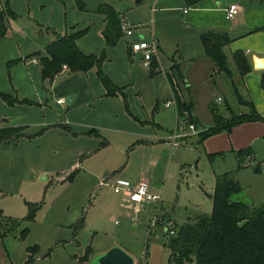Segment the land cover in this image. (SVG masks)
I'll use <instances>...</instances> for the list:
<instances>
[{
    "label": "rangeland",
    "instance_id": "374dc122",
    "mask_svg": "<svg viewBox=\"0 0 264 264\" xmlns=\"http://www.w3.org/2000/svg\"><path fill=\"white\" fill-rule=\"evenodd\" d=\"M78 1L83 9L78 7ZM71 3L80 14L86 12L88 19L99 14L96 11L99 5L109 4L137 35L153 36L158 44L155 68H167L174 57L182 77L183 95L193 103L191 112L199 120V129L211 125L208 104L218 94L230 98L231 117L249 110L242 99L228 90L230 79L225 73L213 80L208 76L200 57L203 54L200 40L189 36L188 28L178 21L182 10L188 7L186 2L172 0L164 6L180 8L168 13L162 11V0H142L140 4L134 0ZM63 9L66 19L72 20L69 7L65 4ZM95 23L96 20L90 21L92 29ZM162 35L166 37L163 50ZM175 37L181 44L171 52L168 47ZM74 73L63 69L53 80L38 77L46 90L51 86L75 90L76 99L66 101L62 111L49 103L55 117L51 115L43 125L35 122L40 118L38 115H26L15 106L16 102L8 104L0 96V100L16 110L7 120L24 126L23 132L27 134L6 142L24 161V170L21 167L24 178L19 192L0 194V209L10 218H22L27 213L25 201L39 204L24 237L20 236L22 223L0 240L1 264H24L28 254L33 255L30 264H98L97 257L113 246L127 252L133 264H168L169 250L165 244L169 233L163 223L172 221L176 229L196 214H210L214 172H234L241 190L232 199L251 206L264 201V140L253 145L255 156H245L239 168V160L232 155L225 154L224 160L209 159L205 148L196 144L197 133L189 141L172 147L161 140L167 130L153 127L152 121L146 122L150 128L141 130L133 126L125 109L116 108L103 98L95 100ZM221 102L216 104L219 111L224 109ZM160 107L159 104V111ZM228 115L222 119L227 120ZM88 122L93 123L97 135L83 134ZM173 122L172 130L175 118ZM183 124L186 125L180 118V130ZM189 125L182 136L192 131ZM106 139L111 144H103ZM149 178H152L148 181L149 192L160 200L146 201L141 211L126 207L122 203L123 194L114 192L110 185L116 179L134 184ZM29 246L35 248L33 252L27 251ZM86 248L90 250L87 254Z\"/></svg>",
    "mask_w": 264,
    "mask_h": 264
},
{
    "label": "crops",
    "instance_id": "0c3cea01",
    "mask_svg": "<svg viewBox=\"0 0 264 264\" xmlns=\"http://www.w3.org/2000/svg\"><path fill=\"white\" fill-rule=\"evenodd\" d=\"M73 1L0 0V11L8 8L15 14L6 19L5 34L0 37L1 93L8 94L11 97L16 94L17 104L15 106L25 111L26 115L31 113L38 115L40 118L35 122L41 123V125L48 122V118L54 114L48 108V106H51L49 103H53L57 109L61 110L66 101L75 102V90L70 88L58 90L53 86L46 90L42 86L39 79L42 78L39 58L45 55L46 44L54 40L56 34L85 30V33L76 40L77 46L84 53H93L97 56L104 54L101 70L113 84L121 88V93L106 96V90L98 79L95 67L86 72H73L74 77L81 81L82 88L84 86L87 92L93 94L95 100L103 98L109 100L110 103H114L116 108L125 109V112L129 114L131 124L138 129L150 128V124L147 123L152 121L153 127L167 130L166 134L161 135L163 136L161 140L166 141L165 144L172 147H178L181 142L189 141L192 135L197 133L198 136V131L207 128L199 129V120L192 114L195 120V123H193L194 130L188 131L187 135L177 138L178 144H174L172 135L182 132L190 123L188 113L183 107V102L186 99L181 89L182 79L177 78L174 68H172V65L175 64L174 61H176L174 57L170 58L172 61L169 60V65L165 69L144 67L140 53L133 52L130 44L140 38H152L154 41L155 38L153 36L145 38L141 33L139 36L134 32V29L132 35H122L115 45L106 46L102 35L105 26L104 16L95 14L88 19L86 12L80 14L77 6L72 5L71 2ZM180 1L186 2V0ZM171 2L172 0H162V11L164 13L180 8V6H164ZM64 3L71 10L72 20L66 19L63 9ZM230 3H237L241 8L239 14L231 20L225 16V9ZM187 6V9L182 10L178 21H181L188 28L189 36L200 40V34L204 31L227 32L230 42L223 47V51L226 54L232 79L236 83L243 100L242 104H248L249 107L251 102L253 108L264 118V30L260 29L264 26V0H198L193 4H187ZM91 20H96L93 29L90 25ZM163 38H166L165 35H162V50L165 48ZM176 40H178L177 37L172 39L173 45L170 44L168 47L171 52L176 51L177 45L181 44L180 40ZM167 43L165 41L166 45ZM156 45L158 44L156 43ZM236 51L242 52L248 62L249 69L243 74H240L233 62L232 54ZM35 52H40V55L32 56ZM200 57L205 62L204 67L209 72L208 76L211 80L222 75V72L220 73L217 70L214 63L206 58L204 51ZM156 60L157 57L153 60L157 66ZM257 63H260L261 66H257ZM176 64L178 63L176 62ZM8 68H10L9 71ZM63 69L68 71L67 67L62 66L61 71ZM19 71H22V75H18ZM218 96L220 94L216 98ZM226 98L228 97L222 96L223 111L217 109L221 118H225L228 114L226 118L231 117V113L228 111L229 105L225 103ZM44 101H47L45 106L42 105ZM159 104L161 106L160 111L158 110ZM212 104L216 108V99L210 100L208 104L211 117L210 126L215 122L214 114L211 111ZM15 111L0 100V126H20L14 121L9 122L7 120ZM53 117H55V114ZM173 118H175L174 130L171 129L174 123ZM180 118L186 124L185 126L182 125L181 130L178 125ZM143 122H147V126ZM66 125L69 127L65 123ZM84 128V135H87V133L90 135L98 134L93 123H86ZM86 128L88 129L86 130ZM24 135L27 134L24 133ZM260 140H264V120H250L233 126L230 131H220L209 135L202 141H199L198 136L196 144L205 148V154L211 160L216 157L224 160L225 154L232 155L233 159L238 160L235 152L245 148H248L254 157L253 145ZM107 143L111 144V141L109 139L103 141V144ZM251 154L249 155L251 156ZM23 162L17 150L12 149L6 142H0V194L19 192L24 178L21 172ZM22 170H24L23 167ZM220 173L223 172H214V176ZM151 179L143 180L148 183ZM100 182H105V180H100ZM146 201L150 200H144L136 204L127 202L122 196V203L136 211H141L143 203Z\"/></svg>",
    "mask_w": 264,
    "mask_h": 264
},
{
    "label": "trees",
    "instance_id": "16d2710c",
    "mask_svg": "<svg viewBox=\"0 0 264 264\" xmlns=\"http://www.w3.org/2000/svg\"><path fill=\"white\" fill-rule=\"evenodd\" d=\"M198 0H186L188 5ZM78 7L83 9L81 2ZM104 16L105 26L102 35L106 46H113L122 36L120 29V15L109 4H101L96 10ZM15 14L8 8L0 11V37L5 34V21ZM260 29L264 30V26ZM85 33V30H77L71 33L56 34L55 39L45 46V55L40 56L42 78L53 79L66 65L70 72H86L96 68L98 79L106 90V96L121 93V88L112 83L109 77L101 70L104 54L97 56L93 53H84L76 44V40ZM200 42L205 55L214 63L217 70L229 77L228 90L235 93L241 99L236 83L232 79V73L227 63L223 47L230 42V37L225 31L208 30L200 34ZM40 55L35 52L32 56ZM235 67L240 74L245 73L248 62L242 52L232 54ZM155 61L150 64V69L156 67ZM178 79H182L179 65L173 64ZM0 96L11 104L16 102V97L0 92ZM229 104L227 100L225 102ZM248 105V104H247ZM184 110L188 113L190 124L195 123L192 117V102H183ZM215 122L212 126L198 131L199 141L207 136L220 131H230L233 126L243 121L264 120L253 108L250 102L246 113L228 118H220L215 105H211ZM24 126H0V142H9L24 135ZM238 158V168L244 163L243 158L251 154L248 148L235 152ZM241 156L242 158H240ZM211 157V156H210ZM241 186L234 176L233 171H225L215 174V183L210 195L212 210L210 214H196L188 221L176 227L173 235L169 234L166 247L169 250L168 264H264V201L256 206H251L243 201L232 199V195L240 192ZM27 213L22 218H10L3 215L0 210V240L10 232H14L23 223L20 236L24 237L28 232V224L31 223L39 209V204L26 202ZM82 225V221H79ZM34 247H28L27 251L33 252ZM90 252L86 248L85 253ZM85 254V255H86ZM28 254L24 264H30L33 257ZM86 257V256H85Z\"/></svg>",
    "mask_w": 264,
    "mask_h": 264
},
{
    "label": "built area",
    "instance_id": "2783aa9c",
    "mask_svg": "<svg viewBox=\"0 0 264 264\" xmlns=\"http://www.w3.org/2000/svg\"><path fill=\"white\" fill-rule=\"evenodd\" d=\"M240 10L241 8L237 3H230L225 9V16L227 19L231 20L239 14ZM120 29L122 31V34L125 36H130L133 33V28L130 27L125 22V19L121 16ZM130 48L133 52L140 53L142 65L146 68L150 67L151 62L154 60V58H156L155 54L157 52V45L152 38H140L136 41H133L130 44ZM62 66L64 68L66 67V65ZM221 100L222 98L220 96L216 98L217 103H220ZM189 129L194 130V126L190 124ZM182 135H184V130L172 135L174 144H178L177 138L181 137ZM248 157H250V155H248ZM110 185L112 186L114 192L122 193L124 196V200H126L127 202L138 204L144 200H151L158 203V201L160 200V197L158 195L150 194L148 183L145 180H140L137 183L131 184L126 180L116 179L112 181ZM163 225L165 226V231L170 235H173L175 233L174 224L172 221H167L165 224L163 223Z\"/></svg>",
    "mask_w": 264,
    "mask_h": 264
},
{
    "label": "water",
    "instance_id": "95a60500",
    "mask_svg": "<svg viewBox=\"0 0 264 264\" xmlns=\"http://www.w3.org/2000/svg\"><path fill=\"white\" fill-rule=\"evenodd\" d=\"M135 4H140L142 0H134ZM257 66H261L257 63ZM98 264H133V258L118 246L109 248L106 252L97 257Z\"/></svg>",
    "mask_w": 264,
    "mask_h": 264
}]
</instances>
